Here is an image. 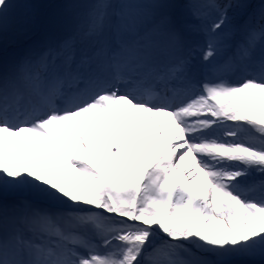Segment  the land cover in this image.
Segmentation results:
<instances>
[{"label":"snow or ice","instance_id":"obj_1","mask_svg":"<svg viewBox=\"0 0 264 264\" xmlns=\"http://www.w3.org/2000/svg\"><path fill=\"white\" fill-rule=\"evenodd\" d=\"M83 7L0 64V264H264V0Z\"/></svg>","mask_w":264,"mask_h":264},{"label":"trees","instance_id":"obj_2","mask_svg":"<svg viewBox=\"0 0 264 264\" xmlns=\"http://www.w3.org/2000/svg\"><path fill=\"white\" fill-rule=\"evenodd\" d=\"M56 1L57 0H24V3L37 5L34 23L29 25L26 31L13 32L10 30L6 42H11L16 46L27 45V47L29 46L30 49H33L53 22L74 19L78 14L86 11V8L83 7L84 5L80 4H87V0H77V5L70 1H66L68 4L62 5V2L57 3ZM168 2L178 5V8L173 9L174 13L186 12L184 8L185 0H168ZM219 2L227 3L228 0H219ZM253 3H258V0H253ZM69 5H76L79 7L70 8L68 7ZM189 35L190 34H187V38L192 41L194 37ZM191 35L195 36L194 33ZM4 42L5 41L2 40V43ZM24 49H26V47Z\"/></svg>","mask_w":264,"mask_h":264},{"label":"rangeland","instance_id":"obj_3","mask_svg":"<svg viewBox=\"0 0 264 264\" xmlns=\"http://www.w3.org/2000/svg\"><path fill=\"white\" fill-rule=\"evenodd\" d=\"M66 1L73 2L74 4L77 5V0H57L56 2L57 3L62 2V5H66V4H68ZM16 2L17 3H24V0H16ZM92 2H93V0H87L86 3L89 4ZM194 2H203V0H194ZM187 3H189V0H185L184 5H186ZM87 4H80V5H87ZM185 11H186V9H185ZM188 19L190 20V17ZM213 19H215V16L210 15L209 19L207 20V22L204 26L207 27L208 25H210ZM194 34H195V36L191 35V34L189 35V36L194 37L192 41L189 38H187L190 46L197 48V49H202L205 46L206 37L202 33H194ZM191 43H193V44H191ZM11 45H12V43H11ZM21 49L22 50H29L27 48L26 49H24V48H5V46L2 44V40H0V64H2L5 60H7L9 63H11L15 60L22 58L23 56H25L28 53L25 51H20ZM200 54L201 53L199 51L196 52L197 62H198V58H199ZM231 82L232 83H238L240 81L238 80L237 77H233L231 79ZM22 102H27V97Z\"/></svg>","mask_w":264,"mask_h":264},{"label":"bare ground","instance_id":"obj_4","mask_svg":"<svg viewBox=\"0 0 264 264\" xmlns=\"http://www.w3.org/2000/svg\"><path fill=\"white\" fill-rule=\"evenodd\" d=\"M25 47H26V48H29V46L27 47V45H23V46H21V45L16 46V45H14V44L11 45V48H25ZM29 49H30V48H29ZM20 51L28 52L29 50H22V49H21ZM20 51H19V52H20Z\"/></svg>","mask_w":264,"mask_h":264},{"label":"water","instance_id":"obj_5","mask_svg":"<svg viewBox=\"0 0 264 264\" xmlns=\"http://www.w3.org/2000/svg\"><path fill=\"white\" fill-rule=\"evenodd\" d=\"M10 43V45H11V42H9Z\"/></svg>","mask_w":264,"mask_h":264}]
</instances>
